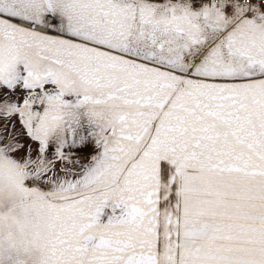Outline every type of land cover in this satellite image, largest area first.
I'll list each match as a JSON object with an SVG mask.
<instances>
[{
	"label": "snow or ice",
	"instance_id": "1",
	"mask_svg": "<svg viewBox=\"0 0 264 264\" xmlns=\"http://www.w3.org/2000/svg\"><path fill=\"white\" fill-rule=\"evenodd\" d=\"M0 264H264V0H0Z\"/></svg>",
	"mask_w": 264,
	"mask_h": 264
}]
</instances>
